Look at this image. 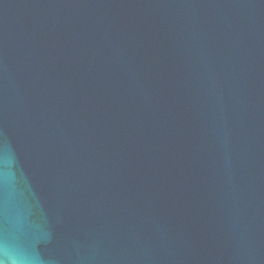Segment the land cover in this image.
<instances>
[{
    "label": "water",
    "instance_id": "water-1",
    "mask_svg": "<svg viewBox=\"0 0 264 264\" xmlns=\"http://www.w3.org/2000/svg\"><path fill=\"white\" fill-rule=\"evenodd\" d=\"M112 53L133 61L108 85ZM16 165L0 264H264V0H0V176ZM34 199L65 252L18 230Z\"/></svg>",
    "mask_w": 264,
    "mask_h": 264
}]
</instances>
